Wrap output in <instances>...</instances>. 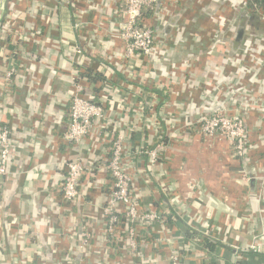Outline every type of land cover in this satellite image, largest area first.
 I'll return each instance as SVG.
<instances>
[{
	"label": "crops",
	"instance_id": "1",
	"mask_svg": "<svg viewBox=\"0 0 264 264\" xmlns=\"http://www.w3.org/2000/svg\"><path fill=\"white\" fill-rule=\"evenodd\" d=\"M25 1L21 3L24 5ZM70 1L47 0L49 6L44 11L55 9L53 20L57 21V26L54 25L53 31L47 34L62 45L52 50L34 42L31 48L33 53L19 67L21 95L15 98L13 109L6 108L4 100L1 103L0 123H5L11 130V157L10 174L0 176V264H67L61 253L77 237L70 227L76 229L79 215L75 210L67 214L59 202L58 189L64 174L62 160L64 154L68 155L58 138L65 129L64 112L70 96V78L54 69L56 66L71 68L70 58L76 43L89 48L93 56L105 64L116 56L119 43L110 42V36L93 40L96 35L92 26L84 27L83 32L77 35L71 19L72 15L75 17L74 12L83 13L84 21L100 15L111 29L116 22L118 0H72L74 4ZM28 2V18L32 21L34 15L41 14V4L38 0ZM12 12L16 13L13 4L0 0V18ZM65 17H68L67 24L62 23ZM30 21L27 23L32 26ZM150 21L159 37L167 43L161 49L160 56L153 60L152 69L160 82L167 79L171 83L168 97L172 108L161 106L162 109H157V117L146 109L143 113L138 104L140 96H144L140 93L142 91L137 90L139 94H133L136 89L131 88L132 96L127 98L126 91L122 93L108 85L105 88L108 95L105 106L110 112L107 120L109 127H117V122L121 121L128 127L134 126L130 132L134 143L143 138L151 141L160 133L161 138L164 137L162 132L166 125L162 120L169 111L177 117L198 118L216 107L234 106L232 102H256L255 96L264 94V14L249 10L246 0H159ZM86 38L90 39L89 44ZM44 57L47 60L42 64L40 60ZM3 67L0 64V71L4 70ZM36 70L43 80L41 85H37L39 88L33 90L29 86L33 84ZM30 91L35 92L31 95ZM51 97L53 104L50 103ZM114 97L119 98L120 103ZM242 108L241 112L248 123V137L255 140L262 128L259 112L247 105ZM155 118L160 122L159 126L155 125ZM109 132L106 131L107 135ZM150 141L146 144H150ZM193 142L192 148H187L186 156L190 160L187 167L191 175L202 182L197 186V202L214 214L207 213L205 216L200 209L194 211L187 205L188 208L181 207L180 200L173 197L169 201L175 204L183 219L191 216L197 222L206 223L204 229H215L222 239L239 245L247 243L249 226L259 227L264 219L257 213L254 221L248 223L240 218L239 211L223 202V196H226L228 200L234 199L241 204V192L246 194L239 180L231 174L237 167L226 156L227 145L218 143L210 146L199 143L196 137ZM95 148L96 154L89 152L90 156L99 167L103 166L101 160L103 151L107 149L106 144L100 139ZM183 158L177 153L173 162L167 165L170 180L177 181L182 191L185 189L184 178L178 166ZM156 181L158 185L162 183L158 177ZM158 185L140 182L139 189L141 194L144 192L152 196L154 202L162 204L167 197L163 192L165 188ZM90 195L91 201H100V192ZM251 205L255 206L253 194ZM196 206L197 203L193 208ZM179 221H169L170 228L175 232L184 231L183 220ZM60 234H64V237L59 243L57 238ZM213 250V257L219 254L221 257L213 258L214 264H231L230 250L220 252L217 247ZM156 261L164 264L158 259ZM189 264H192L190 260ZM240 264H264V257H246Z\"/></svg>",
	"mask_w": 264,
	"mask_h": 264
},
{
	"label": "built area",
	"instance_id": "2",
	"mask_svg": "<svg viewBox=\"0 0 264 264\" xmlns=\"http://www.w3.org/2000/svg\"><path fill=\"white\" fill-rule=\"evenodd\" d=\"M73 1L70 2L74 4ZM7 2L13 4L16 13H6L0 18V64L4 66L0 85V107L4 100L5 107L13 109L15 98L21 95L19 67L33 53L31 48L34 42L52 50L58 49L62 44L47 34L53 31L54 25L57 26V21L53 20L55 9L44 11L49 6L47 0H38L41 4V14L34 15L32 21L28 18V0L24 5L22 0ZM158 2L159 0H118L116 22L111 29L100 15L84 21L83 13L74 12L75 17L72 15L71 19L72 28L77 35L83 32L84 27L92 26L96 35L93 40H103L104 36H110V42L116 45L119 43L116 56L107 61V85L122 93L126 91L127 98L132 96L131 88L136 89L139 94L142 88L136 86H146L144 96H140L138 101L139 109H143V113L145 109L149 110L152 114L155 113L156 117L158 108H172L169 97L165 99L163 96L165 92L169 95L171 83L167 79L160 82L152 69L153 60L160 56L161 49L167 44L164 38L159 37L150 21L154 15V6ZM28 21L33 25L27 23ZM85 40L89 44L90 39ZM93 55L89 48L76 43L70 58L71 68L54 66V71L63 72L70 78V96L65 103L64 112L65 129L58 138L65 153L66 150L68 152L62 160L64 174L58 188L59 202L68 215L71 210L77 211L79 215L76 229L70 227L75 230L77 237L74 242L70 241L69 246L67 245L61 253L65 262L158 264V259L164 264H189V260L192 264H214L213 258L220 259V254L216 257H211L210 254L205 256L203 252L192 248L195 241L199 242L203 238L215 241L220 252L230 250L231 264H240L245 259L244 252L249 250L264 252V223L259 227L250 225L248 242L239 245L218 237L219 234L212 227H206L205 230L206 223L197 222L196 218L190 216L186 220L183 219L175 204L169 201L173 197L180 200L181 207L187 205L194 211L200 209L205 216L207 213L212 216L214 214L208 211V208L203 209L197 202V186L202 182L192 176L187 167L190 160L186 156V150L188 147L192 148L193 139L196 137L199 143H207L210 146L218 143L227 145L226 156L233 160L234 166L237 167L231 174L239 180L240 187L246 194L241 192V204L234 199L228 200L226 196H223V202L239 211L242 216L240 218L248 223L254 221L257 213L264 219V94L255 96L256 102H232L234 106L216 107L211 114L198 118L177 117L169 111L162 120L166 125L162 132L166 139L151 142L143 138L142 141L134 143L130 135L134 126L128 127L121 124V121L117 122L119 127L108 126L110 112L105 106V99L108 97L106 89L101 90L94 100L84 71L87 69L98 72L104 70V67ZM46 60L44 57L40 62L44 64ZM42 80L41 73L36 70L33 84L29 87L38 89L37 85H41ZM162 86L166 87L164 92L161 90ZM114 99L120 103L119 98ZM50 103H54L53 97ZM246 105L256 108L260 115L262 128L255 140L248 137V123L241 112L242 106ZM154 121L155 125L159 126L160 122L156 118ZM107 130H110V136L107 135ZM157 136L161 138V133ZM100 139L107 149L103 151V166L99 167L89 152L97 151L95 144L100 143ZM147 141L151 143L146 144ZM177 153L184 157L178 166V171L180 170L184 178L183 191L177 181L170 180V170L167 167ZM10 157L11 130L6 125H0L1 177L10 174ZM157 177L162 183L165 180L163 185H159L165 188L163 192L167 201L162 204H142L139 183L158 185ZM96 179L98 181L94 182ZM96 191L100 192L98 203L90 200V194ZM252 194L255 206L251 205ZM195 203L197 206L193 208ZM175 219L183 220L184 231L175 232L170 228L169 221ZM186 228L194 235L201 236L190 239L184 235ZM67 235L69 237V233ZM63 237L64 234L58 236L59 243Z\"/></svg>",
	"mask_w": 264,
	"mask_h": 264
},
{
	"label": "trees",
	"instance_id": "3",
	"mask_svg": "<svg viewBox=\"0 0 264 264\" xmlns=\"http://www.w3.org/2000/svg\"><path fill=\"white\" fill-rule=\"evenodd\" d=\"M156 8V5L154 6ZM246 7L251 10L252 12H257V13H260V14H264V0H246ZM151 11V9L149 10V12ZM60 13H63L60 11ZM147 13V12H146ZM59 15V14H57ZM148 15V13L146 14ZM63 16V15H62ZM73 18V16H72ZM68 20V17H65L63 18L62 20V23H68L67 22ZM97 60L100 61L101 64H103V67H104V70H101L100 72H95L93 70H85L84 73L87 77V83L90 85V88H91V92L93 93V96H94V100H95V97L96 95H98V93L105 89L107 85V79L105 78V73L107 71H109V68L107 67V64H105L102 60H100V58H98ZM3 71H0V73H2ZM2 75V74H1ZM142 88L140 91L141 94H143L144 92H146V88L143 87L142 85H138L136 86V88ZM165 86H162V91L164 92L166 89ZM134 94H136V91L134 90L133 91ZM164 98L167 99L168 98V94L167 92L164 93ZM215 110V109H213ZM213 110H210L208 112V114H211L213 112ZM5 123H0V125H4ZM159 135V134H158ZM156 139L154 140H151V142H154V141H159V140H163V139H166V137L164 136L163 138H157L155 137ZM132 139H134V137H132ZM141 200H142V204H150L149 202H151V204H155L156 202H154L152 200V196H147L144 192L141 194ZM175 222H178L180 223V221L178 219H175L174 220ZM188 228H186V232L184 233L187 237H190V239H195L196 237H200L201 235H194L193 232H190L187 230ZM217 247V244L214 242V241H211L210 239L208 238H203L201 241H195V243L192 245V248H195L201 252H203V254L205 256H207L208 254H213L211 255L214 256L215 254V250H213L214 248ZM244 258L248 257L250 258V256H253V258L255 257H264V252H260V253H256V252H253L251 250L247 251V252H244Z\"/></svg>",
	"mask_w": 264,
	"mask_h": 264
},
{
	"label": "rangeland",
	"instance_id": "4",
	"mask_svg": "<svg viewBox=\"0 0 264 264\" xmlns=\"http://www.w3.org/2000/svg\"><path fill=\"white\" fill-rule=\"evenodd\" d=\"M205 114H203V116H204ZM219 157H223V156H221V155H218Z\"/></svg>",
	"mask_w": 264,
	"mask_h": 264
}]
</instances>
